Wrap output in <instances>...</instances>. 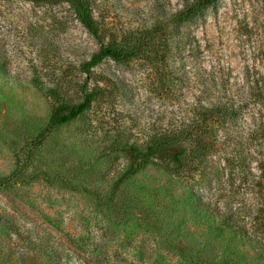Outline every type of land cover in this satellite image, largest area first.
<instances>
[{"label":"rangeland","instance_id":"1","mask_svg":"<svg viewBox=\"0 0 264 264\" xmlns=\"http://www.w3.org/2000/svg\"><path fill=\"white\" fill-rule=\"evenodd\" d=\"M92 1L104 44L140 39L182 5ZM165 39L86 76L100 44L67 4L0 0V181L17 165L24 178L0 189V264H264V0H218ZM84 88L99 99L36 145L53 109L47 90L79 103ZM223 97L243 107L206 140L196 171L175 178L149 165L113 191L129 164L116 147L145 144Z\"/></svg>","mask_w":264,"mask_h":264},{"label":"trees","instance_id":"2","mask_svg":"<svg viewBox=\"0 0 264 264\" xmlns=\"http://www.w3.org/2000/svg\"><path fill=\"white\" fill-rule=\"evenodd\" d=\"M4 2L18 0H3ZM35 5L56 6L67 4L72 11L75 19L80 25L96 39L100 47L90 59L81 65L82 74L89 76L91 70L99 66L103 61L111 60L117 64H124L132 59L139 58L152 46L150 39L157 36L158 44L162 45V49L168 48L165 35L169 26L182 24L188 20H192L201 11L208 7H215L218 0H182L181 8L174 12H161L159 20L142 36L135 41H123L120 43L109 42L103 43V35L98 27L97 21L93 17L92 0H20ZM157 62L163 63L166 59L165 51H157L155 54ZM83 91L81 102L73 103L68 100L64 92L54 89L47 90V96L54 102L51 115L46 127L33 140L36 145L41 144L48 135L58 126L66 125L81 118L85 111L89 110L94 102L99 99L100 93L96 89ZM243 107L233 98L223 97L211 102L209 107H201L203 112L188 123L180 122L179 125L172 127L170 130L161 134H154L145 144L129 145L116 147L117 151L123 152L129 164L125 171L113 184V191L123 185L127 180L143 170L145 167L152 165L158 167L175 178H185L197 169L194 163L205 157L207 151H210V144L206 140L214 135L215 132L226 125L230 120H234L238 116V110ZM24 178L21 174L19 165L12 174L0 181V189L11 188ZM199 206L200 203L197 202ZM202 207H204L202 205ZM214 210V209H213ZM213 210H209L215 214ZM218 217H222L221 226L224 228H234L236 234H243L240 226L231 225V220L218 210ZM250 243L261 245L251 238L247 237ZM264 247V246H262ZM264 251V250H263Z\"/></svg>","mask_w":264,"mask_h":264}]
</instances>
